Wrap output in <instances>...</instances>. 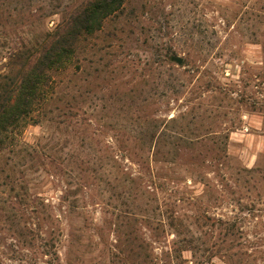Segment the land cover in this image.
I'll return each mask as SVG.
<instances>
[{
	"label": "rangeland",
	"instance_id": "1",
	"mask_svg": "<svg viewBox=\"0 0 264 264\" xmlns=\"http://www.w3.org/2000/svg\"><path fill=\"white\" fill-rule=\"evenodd\" d=\"M88 1L0 0V105ZM93 22L0 133V264H264V0Z\"/></svg>",
	"mask_w": 264,
	"mask_h": 264
},
{
	"label": "trees",
	"instance_id": "2",
	"mask_svg": "<svg viewBox=\"0 0 264 264\" xmlns=\"http://www.w3.org/2000/svg\"><path fill=\"white\" fill-rule=\"evenodd\" d=\"M115 3L120 4L122 0H90L86 3L77 15L76 23L65 31L63 36L65 38L58 40L57 46H51L44 52L43 57L20 78L13 96L0 105V133L6 130L9 124L14 125L30 113L34 99L39 94L41 96L43 91L40 88L49 76L44 70L53 65L56 67L63 65L61 55L66 44L71 48L80 34L93 31L95 29L93 18L109 12Z\"/></svg>",
	"mask_w": 264,
	"mask_h": 264
}]
</instances>
